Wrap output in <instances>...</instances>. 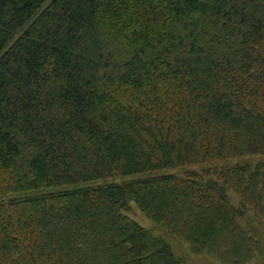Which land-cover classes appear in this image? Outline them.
I'll return each instance as SVG.
<instances>
[{
    "label": "trees",
    "instance_id": "1",
    "mask_svg": "<svg viewBox=\"0 0 264 264\" xmlns=\"http://www.w3.org/2000/svg\"><path fill=\"white\" fill-rule=\"evenodd\" d=\"M257 154L264 0H0V264H249Z\"/></svg>",
    "mask_w": 264,
    "mask_h": 264
},
{
    "label": "rangeland",
    "instance_id": "2",
    "mask_svg": "<svg viewBox=\"0 0 264 264\" xmlns=\"http://www.w3.org/2000/svg\"><path fill=\"white\" fill-rule=\"evenodd\" d=\"M259 161H264V154H257V155H248L243 157H237L228 159L225 161L215 162L216 166H233L236 164H242V163H250L254 164ZM187 169V168H186ZM166 172V171H165ZM140 177H144L143 175H133L128 177H116L113 179V182L120 183L126 180L131 179H137ZM29 194V193H27ZM37 193H33L35 195ZM228 196L230 197L231 201L237 205V197L234 196L232 192L228 191ZM31 195V194H30ZM127 210L125 213L135 222H137L140 226H142L144 229L151 231L155 235H159L164 237L170 244L172 251L175 255H180L184 257L187 261V264H224L220 260L213 258L211 256H208L206 254H200L196 255L189 251L187 244L177 238L176 236L171 235L166 231L165 228H163L160 225H156L154 222H152L138 207L135 205V203L132 200H129L127 203ZM246 216L248 219L252 221V223L255 225L256 217L253 215V213L248 210L246 212ZM258 232H259V238L261 240L262 244V253L261 255L257 254L255 259L251 261L249 264H264V223L258 226Z\"/></svg>",
    "mask_w": 264,
    "mask_h": 264
}]
</instances>
